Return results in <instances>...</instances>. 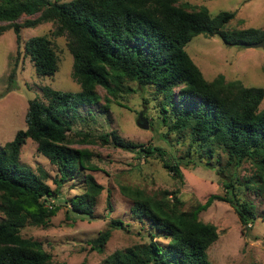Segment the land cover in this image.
I'll return each instance as SVG.
<instances>
[{"label": "trees", "instance_id": "obj_1", "mask_svg": "<svg viewBox=\"0 0 264 264\" xmlns=\"http://www.w3.org/2000/svg\"><path fill=\"white\" fill-rule=\"evenodd\" d=\"M32 15L36 17L18 22ZM233 17L234 12L213 15L204 5L178 4L177 0H0V35L13 30L18 47L22 43L23 54L38 76L57 71L56 50L49 35L22 42L20 30L56 23L52 34L66 36L72 76L80 86L79 92L41 87L42 98L28 101L25 128L0 147V211L4 214L0 264H49L51 255L43 243L23 237L20 231L26 224L47 225L59 208L50 201L69 179L79 176L83 186L81 193L69 199L67 212L94 218L103 186L89 171L98 168L87 148L69 146V133L76 121L94 115L89 108L109 104L111 98L119 103L120 93L133 92L129 82L152 88L157 122L167 131L164 138L177 136L178 151L187 146L183 154L170 155L161 145L136 143L114 130L100 134L101 143L145 158H160L163 169L179 181L183 179L181 165L205 166L218 176L223 193L210 194L186 211L177 190L157 196L122 185L120 191L131 199L134 217L148 225L149 241L116 250L104 263L213 264L207 251L218 232L213 224L200 220L199 213L218 200L233 207L242 228L256 220L255 207L245 192L264 198V107H260L264 87L244 86L222 74L208 81L184 49L196 35H218L226 44L240 46L264 39V29L223 30ZM99 88L105 91L103 96ZM27 139L55 166V188L46 182V171L39 168L35 173L19 162ZM244 162L252 167L248 175L238 172ZM107 206L111 207L108 198ZM124 227L123 221L112 220L88 241L90 249L101 253L112 230Z\"/></svg>", "mask_w": 264, "mask_h": 264}, {"label": "rangeland", "instance_id": "obj_2", "mask_svg": "<svg viewBox=\"0 0 264 264\" xmlns=\"http://www.w3.org/2000/svg\"><path fill=\"white\" fill-rule=\"evenodd\" d=\"M185 2L192 6L204 5L213 15L221 11L234 12V17L223 28L226 32L250 27L264 29V0H177L178 4ZM35 17L22 16L18 22ZM56 26L50 21L20 30L22 42L32 36L49 35L58 56V69L52 76L36 75L29 57L23 54L22 43L18 47L12 29L0 35V147L12 140L17 130L25 128L28 101L42 98L41 87L80 91L72 76L73 59L67 47V38L52 34ZM184 49L208 81L222 74L226 80H237L244 86L264 87V46L230 45L218 35H196ZM13 70L15 75L11 77ZM129 86L133 92L120 93L117 98L119 103L111 98L109 104L89 108L93 116L83 112L87 118L76 121L69 133V146L87 148L92 153L91 162L98 168L89 171L103 186L94 207V218H81L67 212L69 199L82 191L81 178L76 176L64 182L59 187L58 197L50 201L59 208L47 225L26 224L20 231L23 237L43 243L51 255L49 264H105L104 259L114 251L149 241L148 225L134 217L131 199L120 191L122 185L139 187L145 193L157 196L165 191L177 190L183 202L182 209L186 211L203 203L210 194L223 193L218 176L205 166L181 165L183 179L179 181L163 169L160 158H145L101 143L98 136L114 130L122 138L136 143L161 145L170 155L183 154L187 146L182 145L178 151L175 144L177 136L171 134L168 139L164 138L167 131L157 122L152 88L141 87L135 82H129ZM98 92L103 96L105 91L99 88ZM104 102L101 98V104ZM260 107H264V99ZM139 114L147 121V128L137 125ZM36 147L34 141L27 139L21 147L19 162L35 173L39 168L46 171L49 175L46 182L53 189L56 187L53 181L56 168ZM251 171L249 162L242 163L238 168L240 175H248ZM245 196L252 201L257 215L247 229L242 228L233 207L224 201H213L198 215L203 222L213 224L218 232L217 240L207 251L213 264H264V198L251 191H246ZM107 198L111 207L107 206ZM3 217L0 211V219ZM115 219L123 221L125 227L112 230L101 253L91 250L88 241L107 229ZM155 239L167 241L162 237Z\"/></svg>", "mask_w": 264, "mask_h": 264}, {"label": "water", "instance_id": "obj_3", "mask_svg": "<svg viewBox=\"0 0 264 264\" xmlns=\"http://www.w3.org/2000/svg\"><path fill=\"white\" fill-rule=\"evenodd\" d=\"M242 46L252 47V48L263 47L264 46V39L257 41V42H252V43H243ZM137 125L141 128H147L148 127L147 121L142 117L141 114H139V116H138Z\"/></svg>", "mask_w": 264, "mask_h": 264}]
</instances>
